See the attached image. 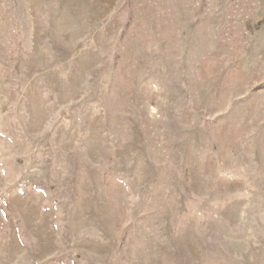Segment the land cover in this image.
<instances>
[{
    "label": "rangeland",
    "instance_id": "1",
    "mask_svg": "<svg viewBox=\"0 0 264 264\" xmlns=\"http://www.w3.org/2000/svg\"><path fill=\"white\" fill-rule=\"evenodd\" d=\"M0 264H264V0H0Z\"/></svg>",
    "mask_w": 264,
    "mask_h": 264
}]
</instances>
